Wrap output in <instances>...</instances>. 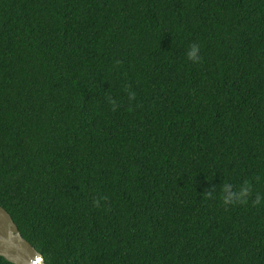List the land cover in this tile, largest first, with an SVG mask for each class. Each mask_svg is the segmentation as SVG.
I'll return each instance as SVG.
<instances>
[{"label": "trees", "instance_id": "obj_1", "mask_svg": "<svg viewBox=\"0 0 264 264\" xmlns=\"http://www.w3.org/2000/svg\"><path fill=\"white\" fill-rule=\"evenodd\" d=\"M0 205L46 264H264V0H0Z\"/></svg>", "mask_w": 264, "mask_h": 264}, {"label": "water", "instance_id": "obj_2", "mask_svg": "<svg viewBox=\"0 0 264 264\" xmlns=\"http://www.w3.org/2000/svg\"><path fill=\"white\" fill-rule=\"evenodd\" d=\"M0 255L14 264H46L42 253L22 235L11 214L1 205Z\"/></svg>", "mask_w": 264, "mask_h": 264}, {"label": "clouds", "instance_id": "obj_3", "mask_svg": "<svg viewBox=\"0 0 264 264\" xmlns=\"http://www.w3.org/2000/svg\"><path fill=\"white\" fill-rule=\"evenodd\" d=\"M198 52H199V48L195 45L191 46L188 53H187V56L190 60L192 61H196L199 59V56H198ZM133 93H129V98L131 99L133 97ZM110 103H113L114 104V101H109Z\"/></svg>", "mask_w": 264, "mask_h": 264}]
</instances>
